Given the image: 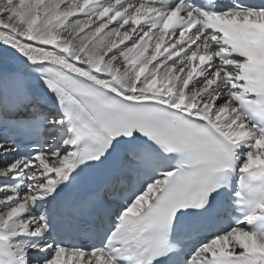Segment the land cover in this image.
I'll return each instance as SVG.
<instances>
[{
  "label": "snow or ice",
  "instance_id": "6c2138e0",
  "mask_svg": "<svg viewBox=\"0 0 264 264\" xmlns=\"http://www.w3.org/2000/svg\"><path fill=\"white\" fill-rule=\"evenodd\" d=\"M0 264H264V0H0Z\"/></svg>",
  "mask_w": 264,
  "mask_h": 264
},
{
  "label": "bare ground",
  "instance_id": "6f19581e",
  "mask_svg": "<svg viewBox=\"0 0 264 264\" xmlns=\"http://www.w3.org/2000/svg\"><path fill=\"white\" fill-rule=\"evenodd\" d=\"M0 164H2V163H0Z\"/></svg>",
  "mask_w": 264,
  "mask_h": 264
}]
</instances>
